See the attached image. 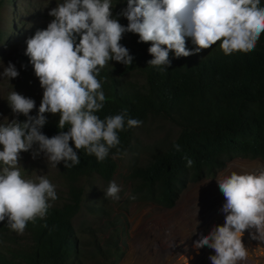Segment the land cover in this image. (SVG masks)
<instances>
[{
  "label": "clouds",
  "instance_id": "clouds-1",
  "mask_svg": "<svg viewBox=\"0 0 264 264\" xmlns=\"http://www.w3.org/2000/svg\"><path fill=\"white\" fill-rule=\"evenodd\" d=\"M113 6L112 0H63L48 10L53 19L46 28L26 39L25 55L43 90L42 99L37 108L32 98L12 90L8 106L14 117L23 114L26 119L0 123V222L17 234L24 233L28 222L45 218L50 201L58 199L55 185L45 176L24 177L19 163L22 152H30L32 159L43 154L54 168L61 162L65 168L79 164L80 149L99 162L120 144L119 131L142 124L128 118L126 109L103 119L96 114L106 100L97 78L100 71L110 61L133 63L129 49L119 43L123 34H138V42H150L147 51L153 58L147 65L166 67L171 63L170 51L176 58L187 57L218 41L225 55L253 51L264 32L261 0H126L116 16L126 18L127 25L113 16ZM186 38L194 48L186 47ZM0 75L9 80L19 72L8 62ZM34 108L36 114L31 115ZM46 113L58 114L60 131L52 137L41 131ZM173 147L180 151L179 144ZM184 159L186 167L193 165L192 159ZM216 182L224 197L220 208L224 223L200 234L193 247L213 249L215 254L208 257L211 264H244L248 258L241 239L245 231L252 239L264 241V172H231ZM120 192L112 181L104 196L119 200ZM198 211L196 206V223L189 235L196 233L200 223ZM174 246L171 241L170 247Z\"/></svg>",
  "mask_w": 264,
  "mask_h": 264
},
{
  "label": "trees",
  "instance_id": "trees-1",
  "mask_svg": "<svg viewBox=\"0 0 264 264\" xmlns=\"http://www.w3.org/2000/svg\"><path fill=\"white\" fill-rule=\"evenodd\" d=\"M112 2L113 16L127 25L126 18L116 16L126 7V0ZM138 39V34L128 32L119 42L134 57L131 65L110 61L100 71L97 78L106 100L96 114L103 119L126 109L128 118L143 121L160 116L178 127L176 136L153 149L144 164L130 166L128 176L140 196L169 207L187 181L213 174L229 159L264 158V32L253 51L225 55L218 41L187 57L176 58L170 51L171 63L166 67L147 65L153 58L147 51L150 42ZM186 47H195L190 38H186ZM25 48L18 49L19 56L33 68ZM15 119L26 117L21 114ZM57 121L58 116L47 118L41 131L56 135L60 131ZM133 129L126 126L118 132L120 144L103 161L80 149L79 164L65 168L61 162L58 168L67 187L65 199L50 201L46 217L28 222L22 235L0 222V264H87L82 257L84 240L72 223L81 199L79 180L90 174L110 178L116 167L113 156L129 147ZM185 157L193 160L191 167H186ZM93 251L103 254L98 248ZM108 254L115 259L119 256L118 252Z\"/></svg>",
  "mask_w": 264,
  "mask_h": 264
},
{
  "label": "rangeland",
  "instance_id": "rangeland-1",
  "mask_svg": "<svg viewBox=\"0 0 264 264\" xmlns=\"http://www.w3.org/2000/svg\"><path fill=\"white\" fill-rule=\"evenodd\" d=\"M62 2L63 0H0V73L8 62H12L19 72L18 77L9 80L0 75V123L15 118L7 102V96L12 90L32 98L38 108L43 90L33 68L21 60L18 49L26 47V39L32 30L46 28L53 19L47 14L48 10ZM30 114L35 115L36 108ZM45 115L47 118L58 116L49 113ZM177 131L178 127L169 120L160 116H148L139 127H134L129 147L113 156L116 167L110 178L103 179L90 174L79 180L82 187L81 199L72 223L77 236L84 240L81 243L82 257L87 264H162L149 257L161 248L163 251L171 249L170 242L174 243L176 240L161 233L171 229L175 233H181L196 223V206H199V211H203L200 208L205 183H213L231 162L264 165V158L235 156L213 174L187 181L169 207L140 196L133 189L132 180L128 176L130 166L133 163L144 164L153 149L164 146L176 136ZM19 163L25 178L45 176L55 185L58 198L65 199L67 187L59 172V164L57 168L52 167L43 154L32 159L30 152H22ZM112 181L121 187L119 200L104 196V191ZM217 194H221V200L217 201L220 205L217 213L222 216L214 221L210 229L224 223V214L220 212L224 197L219 189ZM130 196L136 198L133 200ZM241 239L248 251L244 264H264V241L252 239L248 231H245ZM95 243L103 254L99 251L94 254L93 250L97 249ZM198 251L202 255L197 264H211L208 257L215 254L214 250L203 247ZM108 252H118L119 256L115 259Z\"/></svg>",
  "mask_w": 264,
  "mask_h": 264
},
{
  "label": "bare ground",
  "instance_id": "bare-ground-1",
  "mask_svg": "<svg viewBox=\"0 0 264 264\" xmlns=\"http://www.w3.org/2000/svg\"><path fill=\"white\" fill-rule=\"evenodd\" d=\"M231 172H236L237 174L243 173H260L264 172V165H245L239 162H231L227 165V167L218 175L217 178L227 175ZM218 184L216 179L213 183H205L202 195V206L199 211L200 216L198 220L200 221L196 233L189 235V233L194 228L195 224L192 225L189 229L183 230L181 233H175L173 230H166L167 232L161 233L162 235H167L170 238L172 237L176 241H174V247L167 251H163L161 248L153 256L149 257V259L153 261H157V263L162 264H197L198 259L201 257L202 253L193 247V241L197 240L200 234L206 235L208 230L210 229L211 225L219 219L222 215L217 213L218 205L217 201H220L221 194H217L218 192ZM224 200V198H222ZM198 205V204H197ZM199 207V206H198ZM219 212V211H218ZM194 219V218H192ZM197 219V218H196ZM221 220V219H220ZM172 227V226H171ZM184 227V225H183ZM188 227V226H187ZM186 227V228H187ZM170 228V227H169ZM177 230V229H176ZM206 231V233H205ZM189 235V236H188ZM164 237V236H163ZM165 241V240H164ZM203 251V250H202ZM246 264V263H245Z\"/></svg>",
  "mask_w": 264,
  "mask_h": 264
},
{
  "label": "water",
  "instance_id": "water-1",
  "mask_svg": "<svg viewBox=\"0 0 264 264\" xmlns=\"http://www.w3.org/2000/svg\"><path fill=\"white\" fill-rule=\"evenodd\" d=\"M259 158V157H258Z\"/></svg>",
  "mask_w": 264,
  "mask_h": 264
}]
</instances>
